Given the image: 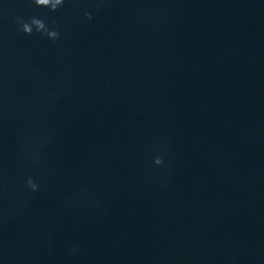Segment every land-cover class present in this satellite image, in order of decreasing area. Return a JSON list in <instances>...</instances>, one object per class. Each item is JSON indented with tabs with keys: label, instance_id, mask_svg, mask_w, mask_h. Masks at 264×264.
I'll list each match as a JSON object with an SVG mask.
<instances>
[{
	"label": "water",
	"instance_id": "water-1",
	"mask_svg": "<svg viewBox=\"0 0 264 264\" xmlns=\"http://www.w3.org/2000/svg\"><path fill=\"white\" fill-rule=\"evenodd\" d=\"M0 264H264V0H0Z\"/></svg>",
	"mask_w": 264,
	"mask_h": 264
},
{
	"label": "clouds",
	"instance_id": "clouds-1",
	"mask_svg": "<svg viewBox=\"0 0 264 264\" xmlns=\"http://www.w3.org/2000/svg\"><path fill=\"white\" fill-rule=\"evenodd\" d=\"M37 7H46L51 11H57L64 3L65 0H32ZM85 16L91 20L93 19L90 12H86ZM15 23L18 26V30L23 32L26 35H32L35 31L36 33L46 35L49 39L57 41L60 39L59 25L55 19L51 20V24L55 27H49V24L46 23L45 19L32 16L29 20H26L22 16H17L14 18ZM155 164L160 165L163 163L162 157H157L155 159ZM27 185L33 190H38V184L32 180L28 179Z\"/></svg>",
	"mask_w": 264,
	"mask_h": 264
}]
</instances>
